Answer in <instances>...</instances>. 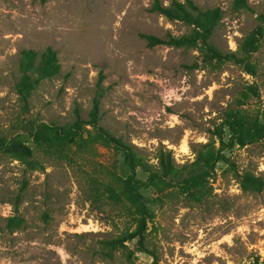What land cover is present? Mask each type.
<instances>
[{
  "label": "rangeland",
  "instance_id": "rangeland-1",
  "mask_svg": "<svg viewBox=\"0 0 264 264\" xmlns=\"http://www.w3.org/2000/svg\"><path fill=\"white\" fill-rule=\"evenodd\" d=\"M160 1L168 6L173 0ZM193 1L224 11L212 38L224 52L237 51L264 15V0H247L249 7L239 10L236 0ZM153 2L0 0V136L21 134L28 122L66 125L77 113L88 119L102 87L101 125L155 166L160 150L172 151L187 177L195 150L219 145L214 133L246 84L255 82L261 91L250 109L264 110V38L252 59L255 77L234 64L215 71L202 65L195 50L148 47L141 34L164 38L190 31L152 13ZM48 47L58 52L61 72L24 102L16 92L19 53ZM230 137L226 129L225 140ZM225 155L229 162H220L203 184L200 202L174 189L159 208L148 237L158 264H264V191L244 192L238 179L250 174L264 181V142ZM36 158L41 167L34 171L0 153V264L154 263L136 241L127 243V253L109 257L103 251L105 241L130 223L118 207L87 200L88 172L97 167L123 175L119 154L100 147L90 162L78 165ZM137 177L145 182L148 173L139 169ZM14 216L25 219L26 227L10 233L3 228Z\"/></svg>",
  "mask_w": 264,
  "mask_h": 264
},
{
  "label": "trees",
  "instance_id": "trees-1",
  "mask_svg": "<svg viewBox=\"0 0 264 264\" xmlns=\"http://www.w3.org/2000/svg\"><path fill=\"white\" fill-rule=\"evenodd\" d=\"M244 7H249L247 0L235 1L236 10ZM151 12L171 22L184 23L190 31L179 37L167 34L164 38L141 34L148 47L192 49L199 53V59L206 68L220 71L225 65L234 64L252 77L257 75L258 69L252 59L262 47L264 15L260 18V24L239 43L237 51L224 52L212 42L224 20L221 8L202 9L193 0H173L165 6L160 0H154ZM18 69L20 76L16 92L21 100L28 102L43 81L60 74L58 52L52 47L40 52L22 50ZM99 88L101 91L94 99L88 119L77 113L75 119L66 125L28 122L22 127L21 134L0 136V153L36 171L41 167L37 154L48 160L78 165L79 162H90L100 147L115 151L124 159L123 175L97 167L92 173L88 172L87 200L101 208L118 207L130 223L117 238L105 241L103 251L109 257L115 252L127 253V243L136 241L138 251L151 255L153 264H158L159 258L149 248L148 237L158 210L168 199L170 191L178 189L182 195L200 202L203 196L199 191L203 184L212 177L220 162H229L225 155L227 150L264 142V110L250 109L251 102L260 99V88L255 82L244 86L234 104L224 111L222 123L214 133L219 145L210 142L195 150L196 158L187 171V177L182 176L187 168L177 165L172 151L160 150L155 166L134 144L117 137L101 125L100 105L104 90ZM226 129L231 134L229 141L225 140ZM139 169L148 173L145 182L137 177ZM238 179L244 192L264 191V181L254 175L243 174ZM148 189H152L155 195H145L144 190ZM25 227L26 220L14 216L5 221L3 229L16 233Z\"/></svg>",
  "mask_w": 264,
  "mask_h": 264
}]
</instances>
